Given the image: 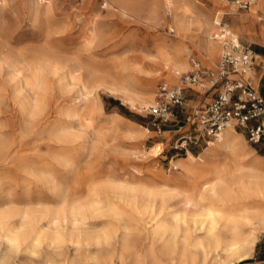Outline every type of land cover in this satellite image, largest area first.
Listing matches in <instances>:
<instances>
[{"label":"rangeland","instance_id":"374dc122","mask_svg":"<svg viewBox=\"0 0 264 264\" xmlns=\"http://www.w3.org/2000/svg\"><path fill=\"white\" fill-rule=\"evenodd\" d=\"M259 2L238 9L227 0H0V264H53L54 253L71 258L78 247L108 264H264L259 230L243 261L209 253L207 241L196 246L206 232L193 224L194 205L217 218L242 215L249 203L232 179V195L218 188L221 201L208 193L212 178L181 184L188 155L216 143L199 137L174 148L178 137L196 133L191 112L210 92L184 87L185 105L160 134L145 111L158 84H180L163 52L176 49L185 72L184 48L203 69L215 67L218 21L253 51L254 40L264 44ZM209 42H219L213 60L201 52ZM232 133L248 159L264 163L261 146ZM170 165L177 170L168 172ZM176 214L177 236L159 229Z\"/></svg>","mask_w":264,"mask_h":264},{"label":"bare ground","instance_id":"6f19581e","mask_svg":"<svg viewBox=\"0 0 264 264\" xmlns=\"http://www.w3.org/2000/svg\"><path fill=\"white\" fill-rule=\"evenodd\" d=\"M263 5H264L263 0H260L259 4L256 6L262 8ZM252 11L255 13L256 9L252 8ZM232 36L237 37V35H233V34H232ZM205 45H206V43H205ZM160 49H162V48H160ZM185 50H188V49L184 48L183 52ZM219 51H220L219 42H209V44H207V46H206V49H203V50L201 49V52H204L206 57H208L209 59L211 58L212 60L217 57V55L219 54ZM163 59H164L165 64L167 65L166 69L170 71V74L172 75V77L175 75H178V73H181V71L185 72L186 63L183 59L182 60L180 59V55L177 53L176 49H174L173 52H168V51L163 52ZM74 69H75V66H74ZM30 71H31V69H30ZM77 72H78V69H77ZM80 72L83 74L82 71H80ZM129 99H130V97H129ZM132 99H134V100H132L130 103L136 107L135 98H132ZM149 104L146 103L145 105H149ZM231 131H232V129L223 130L214 139V140H216V143L213 144L212 147H210L208 150H206L205 154H203V156L201 155L200 157H196V156L194 157L191 154L188 155L187 162L182 163V167L184 168L183 179L185 180V182L183 180V183L181 182V184L184 186H189V185H191V182H193L196 179L212 178V180L210 182H208L207 189H208V193L211 196L212 200H216V201H221V199H220L221 196L218 193V188H220V187L225 188L226 189L225 195L230 196V195H232V192L230 190L231 185L232 184L237 185V188L240 192V195H242V198H244L245 200H249V203H247V205H246L247 208H245L242 211V213H243L242 215L236 214V213H232L231 215L220 214L217 218H214V213L212 211H210L207 206H204L199 202L200 205L196 204L193 206L194 207L193 214H194V218H195L193 224L196 225L197 223H199V229L203 230V232H206L205 236H203L201 234L203 237L197 238L196 246L203 247L204 243L207 241L206 245H207V248L210 250L209 253H217V254L222 253L226 257H229V256L232 257L235 255V256H237L238 261H243V260L247 259L250 255V253H252V251L254 250L253 247H254L255 242H256V231L259 230V231L264 232V163H262L256 159H252V158L248 159V155L244 150L245 148H244L243 142L239 141L240 139H238L236 137V135H234V133H232ZM207 143H208V141H207ZM231 179H232V181H231L232 184L230 185L228 182ZM182 194L187 196L186 192H183ZM200 201L203 202V201H205V199L201 198ZM79 214H81V213H79ZM180 215H182V214H179V215L176 214L173 217L171 222H170V220L166 219V221L163 222V224H161L159 229H163V231H167V232L169 230V231H171V233L174 236H177L179 234V231L181 228V225L179 224ZM197 218H199V219H197ZM182 222H183V220H182ZM21 228L22 227L20 226L19 230ZM155 229H157V228H155ZM183 230H184V228H183ZM125 231L126 230H124V233H125ZM24 233H26V232L24 231ZM114 233H115V231H114ZM168 233H170V232H168ZM125 234H123V235H125ZM12 235H13L14 239L11 241L17 243L18 239L20 238L19 235L16 233L15 230H13L11 232V236ZM96 236H97V234H96ZM183 237L184 236H182V239H183ZM197 237H199V236H197ZM40 238H41V236H40ZM93 238H95V237H93ZM127 238H128V236H127ZM122 239H123V237H122ZM185 240H187V239H185ZM189 240H190V238H189ZM193 240H195V239H193ZM193 240H192V242H193ZM96 244H97V242H96ZM98 245H99V243H98ZM85 246H83V247H85ZM191 246H192V244H191ZM193 246H195V245H193ZM80 247H81V245H80ZM188 247H190V246H188ZM186 248H187V246H186ZM35 250H36V246H35ZM105 250H107V249H105ZM109 250L110 249H108V251ZM78 251H79V247L77 249V252ZM182 251H186V250H182ZM77 252L71 258L68 257L69 255L66 256L67 254L65 255V254H61V253H54L53 264L54 263L55 264H108L107 260H105L103 257L99 256L98 254H93L90 257H88V256L86 257L80 253H77ZM108 255H110V254H108Z\"/></svg>","mask_w":264,"mask_h":264},{"label":"built area","instance_id":"2783aa9c","mask_svg":"<svg viewBox=\"0 0 264 264\" xmlns=\"http://www.w3.org/2000/svg\"><path fill=\"white\" fill-rule=\"evenodd\" d=\"M227 1L238 9L248 8L254 2ZM217 25L221 27L214 37L220 41L222 48L218 63L214 68L203 69L195 57L185 50L191 69L178 73L180 84H158L154 100L145 107L146 113L151 116L150 125L156 134L164 131V126L175 115V107L185 105L184 87L194 85L204 92L215 89L216 95L211 101L191 112L196 133L178 137L174 148L185 149L187 143H197L199 137L215 139L223 130L232 128L240 130L246 141L264 149V92L259 91L250 76L256 58H262L257 65L262 70L261 81L264 84V57L253 51L249 44L233 37L220 21ZM177 168L178 165H170L167 171Z\"/></svg>","mask_w":264,"mask_h":264},{"label":"crops","instance_id":"0c3cea01","mask_svg":"<svg viewBox=\"0 0 264 264\" xmlns=\"http://www.w3.org/2000/svg\"><path fill=\"white\" fill-rule=\"evenodd\" d=\"M255 42L254 43H256V53L258 54V55H260V56H262V55H264V44H260L259 42H256V40H254ZM256 67H257V65L255 66L254 65V70H253V73H250V76H251V78H252V82H253V84L256 86V87H258V89H259V91L260 92H262L261 91V85L263 84V82L261 81V70L259 69L258 71H257V69H256ZM264 85V84H263ZM210 93H209V95H208V99H206V100H208L207 102L206 101H204L205 103H203V105L204 104H206V103H208L209 101H211V99L216 95V90L215 89H213V90H211V91H209ZM202 106V105H201ZM232 132V131H231ZM258 262H262V263H264V258H262V259H260Z\"/></svg>","mask_w":264,"mask_h":264},{"label":"trees","instance_id":"16d2710c","mask_svg":"<svg viewBox=\"0 0 264 264\" xmlns=\"http://www.w3.org/2000/svg\"><path fill=\"white\" fill-rule=\"evenodd\" d=\"M111 99H112V98H111ZM111 101H113V102H114L115 100H113V99H112Z\"/></svg>","mask_w":264,"mask_h":264}]
</instances>
